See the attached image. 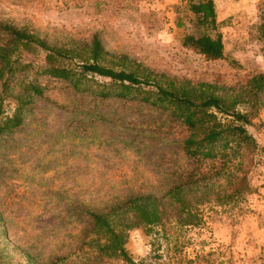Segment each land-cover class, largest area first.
<instances>
[{
  "label": "rangeland",
  "instance_id": "obj_1",
  "mask_svg": "<svg viewBox=\"0 0 264 264\" xmlns=\"http://www.w3.org/2000/svg\"><path fill=\"white\" fill-rule=\"evenodd\" d=\"M215 3L225 44V59L218 62L183 47L194 31L183 0H0V21L68 48L98 35L107 51L155 72L243 91L264 74V0ZM27 59L43 63L38 55ZM38 80L48 87L45 95L30 97L23 125L0 137V211L14 245L51 260L81 246L89 212L168 191L189 167L182 145L187 132L140 100L98 95L93 90L109 84L105 78L89 79L86 92ZM14 87L22 94L23 86ZM2 91L0 80V97ZM15 108L7 102L5 116ZM249 131L264 148V110ZM251 166L257 191L243 203L207 211L200 228L132 231L131 255L149 263L158 254L213 253L214 264H264V151Z\"/></svg>",
  "mask_w": 264,
  "mask_h": 264
},
{
  "label": "trees",
  "instance_id": "obj_2",
  "mask_svg": "<svg viewBox=\"0 0 264 264\" xmlns=\"http://www.w3.org/2000/svg\"><path fill=\"white\" fill-rule=\"evenodd\" d=\"M183 1L194 15V31L185 35L183 47L208 61L224 60L215 0ZM177 26L184 24L179 21ZM260 29L264 36V25ZM27 55L41 56L43 63ZM40 76L69 83L77 92L92 88L85 87L89 79L105 78L110 83L93 90L103 98L137 99L167 113L186 129L182 145L189 167L163 195H133L102 212H89L91 227L84 231L81 246L51 260L14 245L0 211V264H214L213 253L195 258L158 254L149 263L137 261L128 240L135 230L168 234L177 228H200L207 211L237 206L255 194L251 165L264 148L249 127L264 110V74L253 76L238 91L155 72L127 55L107 51L98 35L86 46L68 48L49 43L29 28L0 21V137L23 125L30 97L45 95L48 87ZM15 83L23 86L22 94L15 92ZM7 102L16 105L12 116H5Z\"/></svg>",
  "mask_w": 264,
  "mask_h": 264
},
{
  "label": "crops",
  "instance_id": "obj_3",
  "mask_svg": "<svg viewBox=\"0 0 264 264\" xmlns=\"http://www.w3.org/2000/svg\"><path fill=\"white\" fill-rule=\"evenodd\" d=\"M216 1V0H215Z\"/></svg>",
  "mask_w": 264,
  "mask_h": 264
}]
</instances>
